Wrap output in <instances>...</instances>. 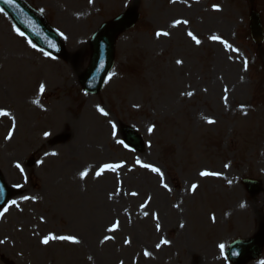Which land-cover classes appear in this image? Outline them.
Listing matches in <instances>:
<instances>
[{
	"label": "rangeland",
	"instance_id": "rangeland-1",
	"mask_svg": "<svg viewBox=\"0 0 264 264\" xmlns=\"http://www.w3.org/2000/svg\"><path fill=\"white\" fill-rule=\"evenodd\" d=\"M24 1L64 52L37 50L0 11V173L13 190L0 210V264H224L229 244L264 234V41L248 30L250 8L264 30V0ZM131 10L139 21L87 96L78 77L91 37ZM125 128L142 151L119 142ZM105 163L121 167L97 177ZM249 264H264V246Z\"/></svg>",
	"mask_w": 264,
	"mask_h": 264
},
{
	"label": "water",
	"instance_id": "water-1",
	"mask_svg": "<svg viewBox=\"0 0 264 264\" xmlns=\"http://www.w3.org/2000/svg\"><path fill=\"white\" fill-rule=\"evenodd\" d=\"M0 9L8 16L15 27L38 49L52 56L62 54L63 44L61 39L22 0H15L11 5L5 4L4 0H0ZM137 19L135 10H132L119 16L112 22L102 25L100 30L92 37L89 66L79 77V85L84 92L89 95H96L100 92L106 76L113 66L116 37L132 28ZM250 30L254 39H262L260 21L258 16L253 12L250 17ZM122 134L125 143L133 150L140 151L142 149L140 139L133 132L123 130ZM246 185L249 187L251 194L257 191L255 183L246 182ZM11 195V191L4 185L3 179L0 176V208L6 205ZM247 246L249 244L235 243L231 250L232 252H240L245 250ZM248 248V251L254 254L246 259L254 257L260 251L259 244Z\"/></svg>",
	"mask_w": 264,
	"mask_h": 264
},
{
	"label": "snow or ice",
	"instance_id": "snow-or-ice-1",
	"mask_svg": "<svg viewBox=\"0 0 264 264\" xmlns=\"http://www.w3.org/2000/svg\"><path fill=\"white\" fill-rule=\"evenodd\" d=\"M14 2H15V0H4V3H5V4H8V5L13 4ZM89 2L91 3V0H89ZM214 7H215V6H214ZM217 10H219L218 7H217ZM0 11H2V10H0ZM175 23L179 24L180 21H176ZM21 35H22V33H21ZM61 35H62V34H61ZM156 35H157V36H160V35H162V33L157 32ZM163 35H167V33H163ZM188 35H189L190 37H192L193 40H195L196 44L199 45V44L201 43V41H200L199 39H197L196 36L193 35L191 32H189ZM209 39H211V40H213V41H217V40H219V42H220L221 44H223L226 48H231V45H229L226 41L222 40L220 37H217V36H210ZM52 46L54 47V45H52ZM33 47H35V46L33 45ZM232 51H237V50H236V49H232ZM45 55H47V53H45ZM176 63H177V64H181L182 61L177 60ZM246 63H247V62H245V64H246ZM44 90H45V85H44L43 83H41V84L39 85V91H40V93H43ZM188 95L191 96V95H193V94H192L191 92H189ZM97 110H98L99 112H101V114L104 115V116H107V115H108V113L105 112L103 108L98 107ZM3 115H6V113H5L3 110H0V116H3ZM208 123H214V121L209 120ZM112 128L115 129V128H116V125H115V124H112ZM153 130H154V126L148 128V132H149V133L153 132ZM11 135H12V133H9V138H11ZM44 135L47 137V136L49 135V133L45 132ZM119 142H120L121 144L124 143L123 140H120ZM125 147H127V145H125ZM46 155H47V153H46ZM52 155H55V153H53ZM137 163H139V161H137ZM141 166L144 167V168H150V170H151L153 173H157V174H159V176L161 177V180H163V178H164V174L161 172V170H160L158 167H154V166L149 165V164H142ZM16 167H17L18 169H21V171H23V169L21 168V165H20L19 163L16 164ZM119 167H121V165H119V164L105 163V164H103V166L100 168V170L96 172V176H97V177L101 176V174L104 172L105 169H112V170H115L116 168H119ZM225 167H228V165H225ZM85 175H86V173H85V172H82V173H81V178H83ZM200 175H201L202 177H207V176H218L219 173H216V172H209V171H202V172H200ZM163 187L168 188V185H167L166 183H164V184H163ZM191 188H192L193 191H195V190L197 189V185H196V184H193V185L191 186ZM169 190H170V189H169ZM135 194H136V193H133V195H135ZM24 199H29V197H24ZM109 199H111V196H109ZM150 199H151V197H149V200H150ZM12 203L15 204L16 202H15V201H12ZM241 207H243V205H241ZM144 214H145V215H148L149 213H148V212H145ZM0 215H2V214H0ZM213 219H215V218L213 217ZM181 227H183V225H181ZM157 228H159V225H158V224H157ZM112 230H113L112 228L109 229V231H112ZM58 238H59L60 240H72L73 242H77V243H78V241H77L74 237H72V236H60V237H58ZM53 239H57V237H55V236H46L41 242L44 243V244H48L49 241H50V240H53ZM107 239H109V237L106 236V237H105V240H107ZM102 243H103V241H102ZM161 243H167V242H166V241H161ZM157 247H159V245H157ZM219 247H220V249H221V252H223L225 246H224L223 244H221V245H219ZM144 255L147 256V255H149V253H148V252H145Z\"/></svg>",
	"mask_w": 264,
	"mask_h": 264
}]
</instances>
